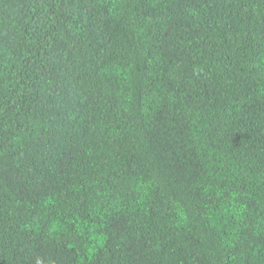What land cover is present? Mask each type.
<instances>
[{
  "label": "trees",
  "instance_id": "obj_1",
  "mask_svg": "<svg viewBox=\"0 0 264 264\" xmlns=\"http://www.w3.org/2000/svg\"><path fill=\"white\" fill-rule=\"evenodd\" d=\"M264 264V0H0V264Z\"/></svg>",
  "mask_w": 264,
  "mask_h": 264
},
{
  "label": "clouds",
  "instance_id": "obj_2",
  "mask_svg": "<svg viewBox=\"0 0 264 264\" xmlns=\"http://www.w3.org/2000/svg\"><path fill=\"white\" fill-rule=\"evenodd\" d=\"M38 264H39V262H38Z\"/></svg>",
  "mask_w": 264,
  "mask_h": 264
}]
</instances>
